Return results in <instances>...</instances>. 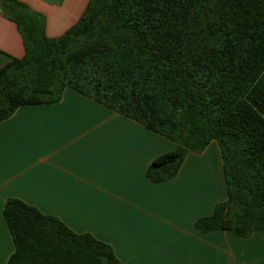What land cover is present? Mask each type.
<instances>
[{"label":"trees","instance_id":"trees-1","mask_svg":"<svg viewBox=\"0 0 264 264\" xmlns=\"http://www.w3.org/2000/svg\"><path fill=\"white\" fill-rule=\"evenodd\" d=\"M0 10L24 47L0 68V122L71 88L175 143L147 168L152 183L214 141L227 196L195 230L264 237V0H89L56 38L25 4ZM3 219L7 264H121L108 244L20 200H5Z\"/></svg>","mask_w":264,"mask_h":264},{"label":"crops","instance_id":"crops-1","mask_svg":"<svg viewBox=\"0 0 264 264\" xmlns=\"http://www.w3.org/2000/svg\"><path fill=\"white\" fill-rule=\"evenodd\" d=\"M61 36L89 0H17ZM24 56L16 25L0 10V68ZM175 143L71 88L58 103L18 107L0 122V264L14 245L3 219L14 198L108 244L121 264H256L260 231L235 238L194 223L226 199L221 154L212 141L189 152L177 174L152 183L146 170Z\"/></svg>","mask_w":264,"mask_h":264}]
</instances>
